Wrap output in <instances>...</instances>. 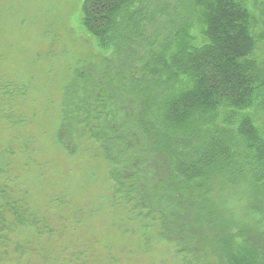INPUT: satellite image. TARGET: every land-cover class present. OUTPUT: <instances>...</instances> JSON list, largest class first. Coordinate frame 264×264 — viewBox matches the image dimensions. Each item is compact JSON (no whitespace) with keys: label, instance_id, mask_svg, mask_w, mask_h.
<instances>
[{"label":"trees","instance_id":"obj_1","mask_svg":"<svg viewBox=\"0 0 264 264\" xmlns=\"http://www.w3.org/2000/svg\"><path fill=\"white\" fill-rule=\"evenodd\" d=\"M80 13L108 55L64 86L56 141L70 154L96 142L115 195L188 256L181 264H258V244L236 247L213 202L235 176L237 136L264 154L247 116L220 123L222 106L246 108L262 85L246 0H82ZM257 162V180L243 176L258 212Z\"/></svg>","mask_w":264,"mask_h":264},{"label":"rangeland","instance_id":"obj_2","mask_svg":"<svg viewBox=\"0 0 264 264\" xmlns=\"http://www.w3.org/2000/svg\"><path fill=\"white\" fill-rule=\"evenodd\" d=\"M81 3L0 0V264H181L188 256L115 195L96 142L86 135L70 154L56 141L64 86L75 70L108 55L83 28ZM246 3L257 17L262 85L246 108L222 106L231 117L220 123L237 126L247 116L264 147V0ZM233 151L235 176L213 202L235 246L256 242L264 264V210L253 208L245 183L257 180V161L264 182V154L241 136Z\"/></svg>","mask_w":264,"mask_h":264}]
</instances>
